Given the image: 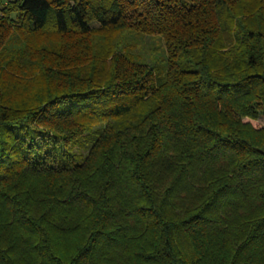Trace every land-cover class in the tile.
Segmentation results:
<instances>
[{"label": "trees", "instance_id": "1", "mask_svg": "<svg viewBox=\"0 0 264 264\" xmlns=\"http://www.w3.org/2000/svg\"><path fill=\"white\" fill-rule=\"evenodd\" d=\"M260 117L264 0H0V264H264Z\"/></svg>", "mask_w": 264, "mask_h": 264}, {"label": "rangeland", "instance_id": "2", "mask_svg": "<svg viewBox=\"0 0 264 264\" xmlns=\"http://www.w3.org/2000/svg\"><path fill=\"white\" fill-rule=\"evenodd\" d=\"M155 44H158V42H154ZM145 46V45H144ZM144 46H141L140 44H136V47L133 49L132 53L134 55H138L140 53H144L143 51H146V47ZM143 47V48H142ZM149 53V52H148ZM147 53V54H148ZM244 121L246 122H249L253 127H256V128H260V127H263L264 126V117H260L258 120H247V119H244ZM88 135H90L89 137L85 138V137H81L78 141H77V145H73L71 144L69 149H71V151L73 153H81V154H85L86 153V150L87 148L90 147L91 145V141L93 140V137L92 135L90 134V132L88 133ZM82 148H79L80 145H82Z\"/></svg>", "mask_w": 264, "mask_h": 264}]
</instances>
